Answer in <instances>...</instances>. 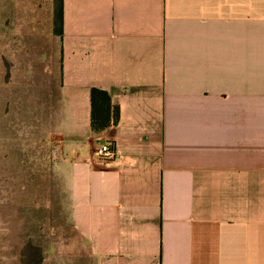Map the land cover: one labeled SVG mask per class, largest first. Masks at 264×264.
<instances>
[{
    "label": "crops",
    "instance_id": "crops-1",
    "mask_svg": "<svg viewBox=\"0 0 264 264\" xmlns=\"http://www.w3.org/2000/svg\"><path fill=\"white\" fill-rule=\"evenodd\" d=\"M42 6L11 14L60 44L46 100L94 264H264V0H63L62 37ZM92 88L120 109L100 134Z\"/></svg>",
    "mask_w": 264,
    "mask_h": 264
},
{
    "label": "rangeland",
    "instance_id": "rangeland-1",
    "mask_svg": "<svg viewBox=\"0 0 264 264\" xmlns=\"http://www.w3.org/2000/svg\"><path fill=\"white\" fill-rule=\"evenodd\" d=\"M26 1L0 0V264L33 260L28 247L40 250L42 264H94L72 221L59 172L62 142L46 100L48 78L60 74V44L51 30L46 42V34L15 24L11 11L24 16L18 7Z\"/></svg>",
    "mask_w": 264,
    "mask_h": 264
},
{
    "label": "trees",
    "instance_id": "trees-1",
    "mask_svg": "<svg viewBox=\"0 0 264 264\" xmlns=\"http://www.w3.org/2000/svg\"><path fill=\"white\" fill-rule=\"evenodd\" d=\"M54 34L63 36V0H54ZM91 97V127L96 134L103 133L110 126L116 125L120 119V109L113 105L111 95L102 89L92 88L90 91ZM27 250H32L29 258L31 261H26V264H42L41 252L38 248L28 247ZM27 256V255H26ZM35 258H37L35 260Z\"/></svg>",
    "mask_w": 264,
    "mask_h": 264
},
{
    "label": "built area",
    "instance_id": "built-area-1",
    "mask_svg": "<svg viewBox=\"0 0 264 264\" xmlns=\"http://www.w3.org/2000/svg\"><path fill=\"white\" fill-rule=\"evenodd\" d=\"M119 155L120 153L114 142H102L95 151V156L104 163L115 160Z\"/></svg>",
    "mask_w": 264,
    "mask_h": 264
}]
</instances>
